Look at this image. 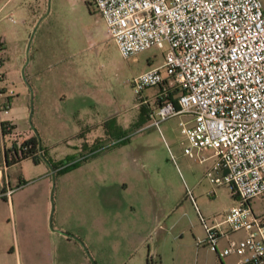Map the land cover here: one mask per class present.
I'll list each match as a JSON object with an SVG mask.
<instances>
[{"label":"rangeland","instance_id":"374dc122","mask_svg":"<svg viewBox=\"0 0 264 264\" xmlns=\"http://www.w3.org/2000/svg\"><path fill=\"white\" fill-rule=\"evenodd\" d=\"M0 34L6 41L0 57V121L14 123L20 136L32 129L45 149L38 163L31 157L9 165L8 172L12 177L22 170L37 178L48 168L49 227L81 232V239L70 235L75 240L59 245L68 264H136L139 253L125 227L117 235L110 230L114 206L124 216L132 206L150 218L166 213L149 241L153 246L164 237L166 264H223L226 256L219 258L206 244L197 251L194 239L206 232L192 199L205 218L222 214L233 199L226 185L215 186L206 174L214 158L198 161L183 152L182 116L149 125L158 85L136 92L129 82L162 63L167 44L124 57L91 0H46L37 15L0 10ZM63 56L81 57V95L71 87H63L64 98L57 94L53 70ZM14 139L23 140L7 135L5 145ZM251 205L264 212V196L253 197ZM237 257L229 254V264ZM152 260L155 264L158 255Z\"/></svg>","mask_w":264,"mask_h":264},{"label":"built area","instance_id":"2783aa9c","mask_svg":"<svg viewBox=\"0 0 264 264\" xmlns=\"http://www.w3.org/2000/svg\"><path fill=\"white\" fill-rule=\"evenodd\" d=\"M91 1L124 57L167 44L163 62L129 82L136 92L158 85L149 125L182 116L183 152L198 161L214 158L206 174L230 190L234 202L213 221L192 199L206 245L220 258L237 254V264H264V212L251 206L264 196V0ZM22 141L7 146L6 158L21 155ZM236 231L244 234L221 245Z\"/></svg>","mask_w":264,"mask_h":264},{"label":"crops","instance_id":"0c3cea01","mask_svg":"<svg viewBox=\"0 0 264 264\" xmlns=\"http://www.w3.org/2000/svg\"><path fill=\"white\" fill-rule=\"evenodd\" d=\"M45 1L46 0H0V10L3 11L4 15H11L14 13L37 15L43 10ZM0 39V44L3 47L2 52L5 53V35L0 34ZM5 62L6 59L4 55L2 64L4 65ZM55 62L57 65L53 70V75L58 78L57 86L60 88L59 91H57L58 96L64 98L67 95L64 90L65 87H69V89L71 87V89L74 90L78 89V93L81 95V57L78 60H74L63 56L62 58L56 59ZM60 79H62V82L59 81ZM0 134L2 136L0 142V193L8 187L13 188L9 197L0 195V264H68V259L66 257L67 252L64 247L60 248L59 245L63 244V242L75 240V238L70 235H76L81 239V232L72 230L74 232L70 234L69 232L61 231V229H67L63 225L59 226L60 229L49 227L48 213L50 207L49 188L51 185V177L48 168L37 178L26 174L22 170L16 176L11 177L8 172L9 165L22 163V161L31 157L34 163H38L40 160L36 151L29 157L8 163L7 160H5V147L8 145H5V137L1 129ZM33 134H35L33 130L29 129L25 135L20 136V133L15 131V128L11 133L12 136L19 135V137L23 139ZM39 149L42 150L43 154L45 153V149L42 145H40ZM7 159H9V157ZM109 200L110 203L115 205V201H112V197H110ZM233 202L234 199L224 208V211ZM139 205L141 207L139 211H143L144 206L142 205V201L139 202ZM192 205L196 209L193 202ZM129 210L130 213L124 216L121 214L122 211L116 206L111 209L110 230H113L117 235L119 231H122L125 227L127 233L133 238V242L131 243L132 249L139 253L134 261L136 264H147V261H150V264H152L154 255H158L159 259L155 261V264H166L164 252L162 250L164 237L160 236L156 238L153 246L149 244L151 232L155 231V228L158 229L163 226L166 213H156L150 218L142 213H137L138 210L133 206L130 207ZM223 214L224 212L222 214L216 213L207 216V219H209V221H213L214 217L221 219ZM78 223H81V217L78 219ZM97 223L95 219L93 221L94 226H97ZM222 228L225 230L228 229L226 225H222ZM243 234L244 232L236 231L224 235L220 240L221 245L226 243L229 236H242ZM202 235L203 236L198 239L194 238L196 239L197 251H199L201 245L206 246L204 245L206 244L204 242L205 234L203 233ZM79 247L81 248V244H79ZM225 256L229 259V254ZM227 258L225 262L229 264L230 261H228ZM236 260L235 264H237ZM225 262L223 264H226Z\"/></svg>","mask_w":264,"mask_h":264},{"label":"trees","instance_id":"16d2710c","mask_svg":"<svg viewBox=\"0 0 264 264\" xmlns=\"http://www.w3.org/2000/svg\"><path fill=\"white\" fill-rule=\"evenodd\" d=\"M1 45V44H0ZM2 47V45H1ZM3 48V47H2ZM15 125L7 120H2L0 121V129L1 132L3 134L4 137H6L7 135H11L13 129H14ZM25 147V148H23ZM40 147V139L36 134H33L29 137H26L23 139L22 143H21V155H17L16 153H11V157L9 159L6 158L7 162H15L19 159L25 158V157H29L31 156L33 153H35ZM5 154L6 156H8V153L10 151V149L8 147H5ZM36 158V157H34ZM75 164V162H72L71 166H73ZM147 264H150V261H147Z\"/></svg>","mask_w":264,"mask_h":264}]
</instances>
